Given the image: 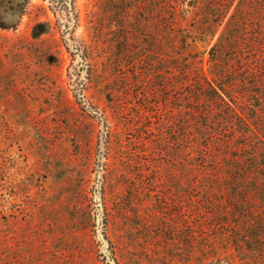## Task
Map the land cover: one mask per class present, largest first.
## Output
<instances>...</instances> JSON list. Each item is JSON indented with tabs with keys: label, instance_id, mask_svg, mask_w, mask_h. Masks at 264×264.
Wrapping results in <instances>:
<instances>
[{
	"label": "rangeland",
	"instance_id": "374dc122",
	"mask_svg": "<svg viewBox=\"0 0 264 264\" xmlns=\"http://www.w3.org/2000/svg\"><path fill=\"white\" fill-rule=\"evenodd\" d=\"M129 4L0 0V264H264V176L213 171L227 127L186 140L161 70L195 54L163 45L161 4Z\"/></svg>",
	"mask_w": 264,
	"mask_h": 264
},
{
	"label": "trees",
	"instance_id": "16d2710c",
	"mask_svg": "<svg viewBox=\"0 0 264 264\" xmlns=\"http://www.w3.org/2000/svg\"><path fill=\"white\" fill-rule=\"evenodd\" d=\"M119 1V9L122 8L121 12L125 14L132 0ZM149 3L161 4L169 15L170 21L162 22V28L169 31L163 36V45L171 46L172 30L179 38L182 60L183 50L187 46V56L191 51L195 54L191 58L187 57L189 59L183 64L182 61L178 62L176 56L171 66L161 70L172 75L165 89L179 85L185 91L179 93L178 113L183 115L187 128L193 129L192 125L196 124L198 133V136L188 133L186 140L193 141L197 137V140L204 138L208 143H213L215 135L221 132L215 129L216 125L227 127L225 131L232 138L239 137L240 141L234 146L229 140L217 143L215 148L218 155L212 158L216 163L213 171L218 174L224 171L235 178L264 176V103L260 102L264 92V0L188 1L192 11L201 16L196 25L189 24L187 27L175 22V10L170 0H149ZM233 5L234 10L230 12ZM254 10L260 14L257 20L261 32L255 31L250 35L249 24L254 19L249 18ZM183 11L185 14L188 12L185 9ZM184 18L181 16L182 21L186 20ZM255 23L251 25L257 26ZM220 26L222 29L213 41ZM209 45L207 63L210 77L204 73L202 59L199 58L200 48L204 53ZM165 56L168 54L165 53ZM250 87L257 90H251ZM249 95L254 98V103L246 98ZM238 96L246 98L247 102H238ZM208 145L202 147L208 149ZM204 151L201 148L198 153L202 155L205 165L210 155Z\"/></svg>",
	"mask_w": 264,
	"mask_h": 264
}]
</instances>
